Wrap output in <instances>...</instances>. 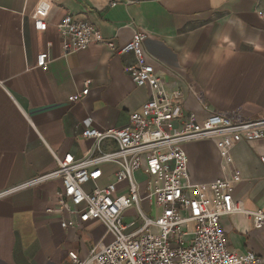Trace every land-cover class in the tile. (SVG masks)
<instances>
[{"label": "crops", "instance_id": "1", "mask_svg": "<svg viewBox=\"0 0 264 264\" xmlns=\"http://www.w3.org/2000/svg\"><path fill=\"white\" fill-rule=\"evenodd\" d=\"M40 2L51 5L46 31L35 27ZM66 16L94 25L117 47L144 33L147 60L167 91L183 93L185 116L264 119V0H0V264H72L70 254L83 259L112 241L98 222L65 230L61 217L47 214L60 179L27 184L56 172V157L90 155L85 121L100 131L126 128L151 99L150 87L125 72L133 54L93 44L65 57L57 26ZM43 54L46 70L37 68ZM87 83L88 95L70 102ZM183 149L191 184L241 179L232 198L242 213L225 217L222 229L231 252L264 257V229L253 221L264 212V139H206ZM103 169L112 180L115 167Z\"/></svg>", "mask_w": 264, "mask_h": 264}, {"label": "built area", "instance_id": "2", "mask_svg": "<svg viewBox=\"0 0 264 264\" xmlns=\"http://www.w3.org/2000/svg\"><path fill=\"white\" fill-rule=\"evenodd\" d=\"M50 11L49 3H39L34 15L36 30L46 31ZM57 30L65 57L93 44L106 45L117 55L133 54L135 61L125 68L126 74L137 87L151 89V99L131 115L129 126L100 131L88 119L83 137L95 143L90 155L84 159L71 154L56 157V172L27 184L60 179L62 189L47 214L61 217L65 230H82L87 223L98 222L105 228L104 238L112 237L108 245H97L83 259L70 254L72 264H264V257L253 252H231L222 229L225 217L242 213L232 198L241 179L191 184L183 149L187 143L206 139L263 140L264 119L246 120L236 113H213L203 121L195 115L185 116L183 93L164 88V79L147 60L142 32L117 47L94 25L71 16ZM48 58V54L40 55L37 68L46 70ZM88 93L87 83L69 101L76 102ZM174 122H179L178 128ZM104 143L115 149L105 152ZM260 162L264 167V154ZM107 165L115 167L112 180L104 172ZM105 177L108 183L100 185ZM140 178L147 180L144 195ZM144 202L149 204L150 216L142 210ZM253 221L256 229H264V212L253 213Z\"/></svg>", "mask_w": 264, "mask_h": 264}, {"label": "rangeland", "instance_id": "3", "mask_svg": "<svg viewBox=\"0 0 264 264\" xmlns=\"http://www.w3.org/2000/svg\"><path fill=\"white\" fill-rule=\"evenodd\" d=\"M139 183H140V187H141V194L144 195L146 192L147 180L144 178H140ZM142 210L147 216H150L151 211H150L149 204L147 202H144L142 204ZM131 214H132V212H131Z\"/></svg>", "mask_w": 264, "mask_h": 264}]
</instances>
